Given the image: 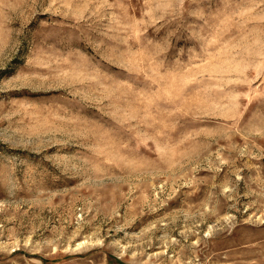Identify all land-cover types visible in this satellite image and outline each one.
<instances>
[{"label": "rangeland", "instance_id": "1", "mask_svg": "<svg viewBox=\"0 0 264 264\" xmlns=\"http://www.w3.org/2000/svg\"><path fill=\"white\" fill-rule=\"evenodd\" d=\"M0 264H264V0H0Z\"/></svg>", "mask_w": 264, "mask_h": 264}]
</instances>
